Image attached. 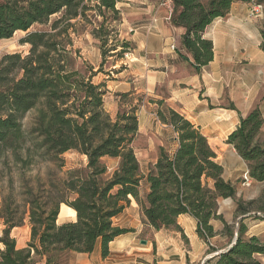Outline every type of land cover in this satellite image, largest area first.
<instances>
[{
  "label": "trees",
  "instance_id": "obj_1",
  "mask_svg": "<svg viewBox=\"0 0 264 264\" xmlns=\"http://www.w3.org/2000/svg\"><path fill=\"white\" fill-rule=\"evenodd\" d=\"M235 3L261 7L259 49L264 54V0H172L170 25L184 30L175 51L195 74L213 60L206 29L224 19ZM116 4L117 0H0V41L22 33L19 43L29 48L24 56L0 58V179L3 170L17 167L22 190L15 195L8 175L7 193L0 201V264H35L37 257L45 264H61L70 253L90 254L97 246L105 258L110 242L132 232L113 225L130 199L149 233L174 231L184 238L178 219H193L195 234L211 255L203 264H262L264 240L248 236L246 222L264 221V190L250 201L236 199L207 137L165 96L119 93L115 117L106 112V82L93 79L110 58L117 61L134 50L132 42L118 39L122 17ZM82 34L92 38L100 53L97 71L73 47V36ZM149 105L170 130L173 145L158 146L154 161L143 171L135 152L137 111ZM228 109L236 111L233 104ZM30 113L25 128L23 120ZM238 115L239 124L225 144L246 165L249 181L262 183L260 103L245 116ZM68 152L84 157L85 165L67 170L62 178L48 171L46 181L32 186L24 181L21 171L36 164L62 169V156ZM107 159L115 161V167L110 169ZM229 199L236 205L231 224L218 212V202ZM62 206L74 213V220L58 223ZM25 219L29 242L18 248L11 231ZM214 221L222 224L221 230L214 229ZM218 236L226 239L220 248L212 243Z\"/></svg>",
  "mask_w": 264,
  "mask_h": 264
},
{
  "label": "rangeland",
  "instance_id": "obj_2",
  "mask_svg": "<svg viewBox=\"0 0 264 264\" xmlns=\"http://www.w3.org/2000/svg\"><path fill=\"white\" fill-rule=\"evenodd\" d=\"M160 1V0H159ZM158 1V6H159ZM124 3L128 4V0H124ZM128 9V7H126ZM254 6L251 4L235 3L229 14L221 20H216L208 29V34L215 40V46L217 51L219 49L217 33H220V38L224 41V48L220 47V52L224 53L228 59L225 65L228 72V89L223 95L222 107H228L230 105V95L246 93L253 84V82L261 81L260 84L264 85V54L259 49L260 37L259 27L262 24V13L260 10L256 12ZM120 28V27H119ZM118 28V29H119ZM118 39L128 37V32L123 31L120 35L118 30ZM24 37L22 33H16L7 41H0V58L6 54L20 53L26 55L28 53V46L21 45L20 39ZM73 47L78 49L82 58L91 64L95 71L98 70L101 61L100 53L96 47V44L88 34H82L80 36H73ZM223 48V49H222ZM103 67V72H110L109 76L99 73L94 79V83L106 82L107 91H113L115 89H121L124 87L122 83H127L133 78L130 76L128 68H133L136 63V57L133 53H126L120 60L109 59ZM122 68H125L123 70ZM119 73V74H118ZM137 78V77H136ZM136 87H141L139 81L134 83ZM111 94V92H110ZM110 94L106 95L107 108L112 107V102L109 98ZM165 94V93H163ZM264 91H261L256 104L260 103V106L264 115ZM147 109L153 110V105H150ZM32 114H28L23 120L25 128L30 124ZM227 125H232V120H227ZM143 123L147 121L143 120L141 128L138 132V137L135 142L136 157L140 163L143 171L146 166L156 157V149L161 144L163 146H172V139L166 137L165 133L160 132L156 127L146 129ZM211 136L209 137V143L217 156V161L220 162L224 168V178L230 181L234 186L236 192V199H242L243 201H250L258 198L260 193L264 190V182L256 183L252 181H244L243 174L245 173V164L237 157L232 148L225 146L223 143V136L220 131L211 130ZM264 137V129H263ZM64 160V167L58 170L52 164H36L21 171L24 176V181H28L31 186L38 180L46 181L47 172L53 171L59 178H62L65 172L74 167L83 166V158L75 153L68 152L62 156ZM113 163H108V167L112 169ZM17 167H10L9 171H2V177L0 179V201L1 198L6 195L7 185L6 181L8 175L13 178V187L15 189V195L19 196L22 190H20V184L18 183L16 172ZM3 195V196H2ZM20 200V199H19ZM236 205L234 200H220L218 202V212L222 215L223 220L229 224L234 222V211ZM69 211L65 206L61 207L60 215L58 217V223L71 220ZM140 223L139 213L137 205L132 201L131 204L124 211L122 216L115 220V224L121 226H136ZM178 224L183 229L184 238L180 233L167 234L166 239L163 238L162 247L157 251L156 264H203V262L209 257L208 247L204 243H201L194 233V222L189 218H180ZM248 236H259L264 240V221H247ZM215 230H221L222 224L215 222ZM4 229L3 222L0 220V237ZM174 232V231H173ZM147 238L151 237L146 235ZM11 237H13L18 244H25V241L29 240V224L25 219L23 226L15 228L11 231ZM152 238V237H151ZM165 240V241H164ZM213 246L220 248L226 244V239L218 236L212 241ZM27 245V243H26ZM1 247V245H0ZM261 263L264 264V257L259 258ZM155 264V263H154Z\"/></svg>",
  "mask_w": 264,
  "mask_h": 264
},
{
  "label": "crops",
  "instance_id": "obj_3",
  "mask_svg": "<svg viewBox=\"0 0 264 264\" xmlns=\"http://www.w3.org/2000/svg\"><path fill=\"white\" fill-rule=\"evenodd\" d=\"M123 1L117 0L116 4V8L122 17L119 31L120 35L125 30L128 32V37L123 39L133 43L134 50L132 53L136 57V63H134L133 68H128L133 80L129 82L130 78H128L127 83H122L124 87H120L121 89H115V87L113 91H108V95L111 92L109 98L113 105L111 108H107L105 97L104 108L106 112L111 118L115 117L118 109L117 94L119 93H127L133 90L137 94L155 97L165 96L171 105L179 108L188 121L200 128L201 132L207 137L208 143L211 130H216L222 133L221 137L223 136L224 145L232 148L230 145L225 144V141L227 136L239 124L238 112L241 116H245L251 110L256 104L260 92L264 91V85L260 84L261 81L253 82L246 93L230 95V104L234 105L236 111L229 110L228 107H222L223 95L228 89V72L225 68L228 59L224 53L220 52V47H225L224 41L219 37L220 33H217L219 36L216 37L218 51L214 38L208 34L209 27L215 21L204 33V37L212 41L213 60L200 74H195L186 62L178 58L175 51L178 39L184 33V30L173 28L164 22V10L158 6L159 0H128V4ZM139 81L142 85L136 87L134 83H139ZM148 107L150 105L137 111L138 132L145 118L147 123H143V126L146 129L156 127L171 139L170 130L158 122L152 110L147 109ZM227 120H232L231 126L227 125ZM159 146L163 145L160 144ZM232 150L234 151L233 148ZM234 153L236 154L235 151ZM82 158L83 165H85L86 160L84 157ZM106 161L107 163H113V167H115V161L110 159ZM132 201L130 199V204ZM127 207L113 219V225L121 229L132 230V232L121 235L110 242L108 255L105 258H102L100 248L97 246L90 254L70 253L61 264H156L159 254L157 251L163 246V238L166 239L167 234L174 235L176 232L149 233L142 226L140 217V223L136 226L125 227L115 224V220L122 216ZM67 210L70 219L74 220V213L69 209ZM180 218L189 217L181 216ZM189 219L194 222L193 219ZM146 232L152 238H147ZM28 242L29 240H26L25 244H18V241H16V245L18 248H25ZM153 243L155 249H153ZM35 264H45V259L37 257Z\"/></svg>",
  "mask_w": 264,
  "mask_h": 264
},
{
  "label": "built area",
  "instance_id": "obj_4",
  "mask_svg": "<svg viewBox=\"0 0 264 264\" xmlns=\"http://www.w3.org/2000/svg\"><path fill=\"white\" fill-rule=\"evenodd\" d=\"M159 7L164 10L163 20L165 23L170 25L172 15H173V4L172 0H160ZM254 10L258 12L260 10V14L262 13L261 7H255ZM244 181H248L247 171L243 174Z\"/></svg>",
  "mask_w": 264,
  "mask_h": 264
},
{
  "label": "water",
  "instance_id": "obj_5",
  "mask_svg": "<svg viewBox=\"0 0 264 264\" xmlns=\"http://www.w3.org/2000/svg\"><path fill=\"white\" fill-rule=\"evenodd\" d=\"M234 241H235V238H234V240H233V242H232V244H234ZM144 243V242H143ZM211 257V255L207 258V259H209Z\"/></svg>",
  "mask_w": 264,
  "mask_h": 264
}]
</instances>
